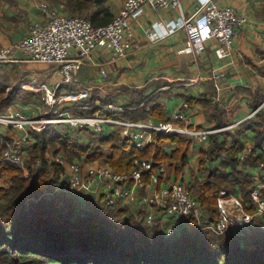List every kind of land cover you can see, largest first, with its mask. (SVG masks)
<instances>
[{
  "label": "trees",
  "instance_id": "trees-1",
  "mask_svg": "<svg viewBox=\"0 0 264 264\" xmlns=\"http://www.w3.org/2000/svg\"><path fill=\"white\" fill-rule=\"evenodd\" d=\"M101 15H89V20L95 25L111 21L105 13ZM7 66L5 61L0 62V112H5L17 100L34 103L37 96L20 86L9 90L11 84L2 73ZM145 101L138 94L132 102L133 109L125 115L133 120L150 117L163 120V107L156 102L148 105ZM202 101L206 106H213L211 99ZM211 113L219 118L215 128L228 125L216 106ZM250 120L247 129L253 131L256 142L246 160L241 159L246 145L240 132L229 129L210 135L200 150L201 169L188 183V188L210 214L209 223H216L218 219L217 200L221 190H229L247 204L255 184H264L261 168L264 109ZM70 133L69 129L53 125L36 134L33 143L25 148L30 168L27 176L17 166L0 164V264H264V221L260 227L252 223L249 231L248 226L216 233L206 227L208 223L199 225L192 220L180 226L173 236H167L161 226L146 225L128 208L103 207L96 201L88 202L66 194H46L53 189L60 171L58 163L45 154L50 143L62 142L69 158L81 155L90 158L109 148L111 164L121 170L123 163L131 168L134 158L153 159L155 166L165 163L169 179L176 175L175 180L182 177L188 166V152L193 145L190 138L179 134L155 133L154 142L139 150L132 140L119 134L99 138L94 133L89 142L81 144L72 139ZM221 136L224 141L220 140ZM170 144L177 147L167 152ZM0 148H5L4 143L0 142ZM27 148L32 149V153H28ZM38 160L40 165L34 167ZM249 168H255L259 175L250 173ZM262 192L264 196V189ZM94 203L97 206L93 210L91 204ZM247 209L253 212V208L247 206ZM107 210L125 215L124 220L108 221Z\"/></svg>",
  "mask_w": 264,
  "mask_h": 264
},
{
  "label": "built area",
  "instance_id": "built-area-1",
  "mask_svg": "<svg viewBox=\"0 0 264 264\" xmlns=\"http://www.w3.org/2000/svg\"><path fill=\"white\" fill-rule=\"evenodd\" d=\"M184 0H125L120 12L112 21L95 25L80 16L58 12L47 2H41L39 9L43 13L41 20L31 23L27 34L14 48L0 49V61L8 63L56 64L60 81L55 85L44 83L40 100L32 104L16 103L6 112H0V141L5 148L0 152V164L9 163L21 168L29 175V156L25 148L33 143L35 135L49 126L69 129L89 130L98 135L117 132L122 138L132 140L136 148L144 150L154 142V134H179L192 139L198 144L206 143L210 135L222 131L208 127L204 129L182 125L187 120L183 109L173 113L166 120H133L126 111L133 109L118 101L103 102L100 99L85 101V90L60 95L67 85L81 86L80 71L84 65L100 66L99 53L109 55L112 61L127 57L134 49L131 25L142 13L145 5L155 9H180L181 18L171 21L166 33L185 30L188 33L187 51H192L199 42L216 40V54L219 59L230 58L233 54V41L238 35V28L249 23L247 17L241 16L231 5L220 6L217 0H196L195 11L186 16L183 12ZM207 29V32L202 29ZM152 39L159 35L147 30ZM17 49V51L15 50ZM101 73L106 75L105 68ZM216 89L221 90L220 82L224 78L221 69L213 72ZM35 81L38 78L34 79ZM43 94V95H42ZM219 101V96L215 97ZM79 104L75 106V104ZM264 109L263 103L245 120ZM32 111L33 115L27 111ZM77 112L74 114V111ZM243 121H239L240 125ZM4 129L20 132L17 140L5 135ZM169 150V147H168ZM264 150V144H263ZM252 148L244 152L242 160L251 154ZM53 161L60 167L59 177L51 191L46 194H66L99 201L103 207L124 204L135 217L141 216L148 226L159 225L167 236H173L180 226L194 220L216 233H224L237 227H248L264 219V184L258 182L251 193V201L243 199L227 189L220 192L217 200L218 219L209 223L210 214L193 195L183 180L169 179L165 163L155 166L153 159L134 158L132 167L126 172L114 170L107 164H86L79 160L67 161L58 156ZM41 163L38 160L34 167ZM264 169V162L261 163ZM45 194V196H46ZM253 208V212L247 209ZM142 214V215H141ZM207 221V222H206Z\"/></svg>",
  "mask_w": 264,
  "mask_h": 264
},
{
  "label": "crops",
  "instance_id": "crops-1",
  "mask_svg": "<svg viewBox=\"0 0 264 264\" xmlns=\"http://www.w3.org/2000/svg\"><path fill=\"white\" fill-rule=\"evenodd\" d=\"M124 1L15 0L14 4L5 10L6 19L2 20L0 28V47L14 48L27 34L31 23L43 18V13L39 9L41 2H47L58 12L67 15L76 16L83 13L89 16L105 13L112 21L120 12ZM217 3L220 6L231 5L239 15L247 17L249 21L238 28L230 58L217 57L216 40L196 43L192 51H187L188 33L185 30L166 33L168 24L181 18V10L155 9L151 5H145L143 13L131 25L134 49L127 57L115 61L100 51V66L90 65L92 69L84 73L81 70L79 73L81 81L84 83L87 81L92 88H99L100 94L107 95L103 96L107 102L114 100L129 107L139 94L148 101V105L155 102L160 104L165 120L170 119L173 113L184 110L183 104L188 103L189 108L184 110L187 120L182 122V125L192 128H215L219 118L213 116L211 111L216 106L220 111V117H224L225 123L228 124L219 129L240 132L246 149L252 148L256 140L253 131L247 129V126L251 125V120L245 119L264 101V0H217ZM196 6V0H184V14L190 16ZM148 29L157 33L159 37L152 39ZM101 67L105 68L106 75L101 73ZM218 69L224 72L219 92L213 78V72ZM56 73L55 81L60 79L57 70ZM216 96H219V101H215ZM206 99H211L213 106H206L202 101ZM85 101H88L87 98ZM27 112L33 115L32 111ZM239 121L243 122L238 125ZM4 132L12 140L20 137V132L11 129H4ZM220 140L224 141L225 138L221 136ZM205 145L206 143L198 144L193 141L192 149L188 152L189 165L180 179L191 181V178L200 172L199 155ZM176 147V144H170L167 152ZM249 172L259 175L255 168H249ZM175 177L176 175L172 178Z\"/></svg>",
  "mask_w": 264,
  "mask_h": 264
},
{
  "label": "rangeland",
  "instance_id": "rangeland-1",
  "mask_svg": "<svg viewBox=\"0 0 264 264\" xmlns=\"http://www.w3.org/2000/svg\"><path fill=\"white\" fill-rule=\"evenodd\" d=\"M14 2H15V0H0V28L2 26V20L6 19L5 10L10 8L11 5L14 4ZM76 16H80V17H83V18L89 20V16L85 15L83 13H80V14H78ZM0 45H1V42H0ZM0 49H1V47H0ZM0 62H3V61H0ZM5 64H7L8 66L4 68L2 73H3V76H4L5 80L8 81L11 84V87L9 88V90L17 88L18 86H20V87H23V89L25 91L29 92V93H33L34 92L37 95L33 99V101H35V102L40 100L41 92H42L41 90L37 91L36 88H39L44 83H47V84L49 83L50 86H51L52 84L55 85L56 82L60 81V79L55 81V78L57 77L56 76V74H57L56 70L58 68V66L56 64H42V63H36V64L20 63L19 64L18 63L19 66L17 65V63L5 62ZM91 69H92V67L89 64H86L82 68L81 72L84 73V72H87L88 70H91ZM35 78H38V80L35 81L34 80ZM52 79H54V81H52ZM81 82H82L81 86L67 85L65 88L63 87V89H65L67 91H64L63 93H60V95H58V96L67 95V94H69V92H77V91L80 92L79 90H85L86 94L88 95V97H87L88 101H90V100L94 101L95 99L97 100L99 98H101V100L103 98L106 99V97H103V96H107V95H102V93L100 94L101 90L99 88H97V87L96 88H92L93 86L91 84H87L88 83L87 81H85V83L83 81H81ZM94 86H95V84H94ZM75 89H79V90H75ZM89 98H91V99H89ZM107 99L111 100L109 98H107ZM16 103L26 104L25 101H18V100L14 103V105ZM77 105H79V104L78 103L75 104V106H77ZM76 112H77V110L74 111V114ZM62 131H64V130H62ZM109 132H110V128H107L106 135H97V136L99 138H103V136H109L112 133L118 135L117 132H111V133H109ZM93 134L94 133L89 131V130H77V132L76 131L75 132H71L70 133V135H71L70 137L72 139H74V140L79 141V143L82 144V143L89 142V140L91 139V135H93ZM94 135H96V134H94ZM118 136H120V135H118ZM167 142L168 141H166V143ZM27 150H29V149L27 148ZM248 150H249V148H247L244 152L247 153ZM2 151L3 150L0 148V152H2ZM28 153H32V149H31V151L29 150ZM45 154H47L48 158L51 159V160H52V158L55 159L58 156H62L67 161L79 160V161H81L83 163H86V164L104 163V164L109 165L114 170L119 171V172L120 171L126 172V171L131 169V168H129L127 163H123L122 170L119 167L113 166L111 164V162H110V159L112 160V158H111L112 157V152H111V150L109 148H105L102 153H100L99 155H94L93 157H90V158L86 157L85 155L74 156L73 158H69L67 147H65L62 142L56 141V142L50 143V145H49V147H48V149H47ZM145 159H147V158H145ZM185 168H184V170H185ZM177 180H180V179H177ZM191 181H193V178H191ZM184 182L188 186L189 185L188 182H190V181H184ZM58 195H64V194H58ZM77 198H79V197H77ZM82 199L85 200L84 197H82ZM90 200L91 199H87L86 201L89 202ZM98 203H99V201H98ZM82 204L87 205L86 202H82ZM95 204H97V203H94L93 205L91 204V209L94 210V208L97 206ZM80 207H81V205H80ZM116 207H125V208H127L126 206H124V204L118 205ZM106 209H108V208H106ZM116 210L117 209H115V211ZM129 211H130V209H129ZM129 211L127 210L125 212L127 214H130ZM106 212H108V210ZM120 214H116L115 215V213H112V210H111V211H109L107 213V219H108V221H112V220H114V221H122V220H124L125 215H122V214L120 215ZM133 217H132V221H134ZM136 218L137 219H141V216H138ZM260 221L261 222L258 223V224H255V226H259L260 227V225L262 224V221H264V219H262V220L260 219ZM250 228H251L250 226L247 228L248 231L250 230Z\"/></svg>",
  "mask_w": 264,
  "mask_h": 264
},
{
  "label": "clouds",
  "instance_id": "clouds-1",
  "mask_svg": "<svg viewBox=\"0 0 264 264\" xmlns=\"http://www.w3.org/2000/svg\"><path fill=\"white\" fill-rule=\"evenodd\" d=\"M202 29H203V24L201 25ZM205 31V33L207 32V29H203Z\"/></svg>",
  "mask_w": 264,
  "mask_h": 264
}]
</instances>
